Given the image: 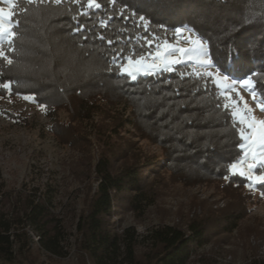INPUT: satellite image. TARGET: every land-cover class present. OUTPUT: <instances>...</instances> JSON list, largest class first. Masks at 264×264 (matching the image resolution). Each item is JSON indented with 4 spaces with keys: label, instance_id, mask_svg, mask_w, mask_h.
I'll list each match as a JSON object with an SVG mask.
<instances>
[{
    "label": "trees",
    "instance_id": "1",
    "mask_svg": "<svg viewBox=\"0 0 264 264\" xmlns=\"http://www.w3.org/2000/svg\"><path fill=\"white\" fill-rule=\"evenodd\" d=\"M97 2L101 9H87V0L80 4L16 0L15 51L8 52L13 64L0 58V95L32 96L49 114L65 109L71 122L54 125V133L86 148L94 133L101 147L109 149L92 171L97 187L87 190L84 207L73 218L78 264H191L196 249L217 233L212 229L221 225L230 233L239 227L251 193L230 198L228 212L217 222L194 218L187 230L162 224L146 234L135 227L115 226L116 205H123L117 197L127 194L128 207L144 212L155 202L154 188L161 186L162 171L185 185L219 182L226 192L244 188L249 181L227 170L243 157L237 118L229 105L223 107L226 100L213 79L197 75L186 65L133 81L119 73L111 57L117 52L134 58L154 52L156 45L175 40L176 28L188 27L207 43L209 57L221 71L242 78L255 73V91L264 103V0H171L169 6L154 9L146 17L147 27L138 19L143 13L131 17L135 11L131 6L121 18L119 9L124 5L116 4L114 11L108 0ZM85 11L88 15L80 14ZM101 20L106 26H101ZM78 25L85 30L75 31ZM4 46L7 50V43ZM9 81L10 90L2 86ZM123 103L132 109L128 119L119 109ZM127 124L141 138L161 147L160 162L135 148L134 141H111ZM256 173L264 174V169ZM151 176L154 187L149 186ZM258 189L264 198V184ZM55 201L48 187L30 190L24 186L9 193L0 168V264L33 255L32 233L39 238V250L50 259L66 257L65 245L73 234L56 211ZM52 221L55 225L48 228Z\"/></svg>",
    "mask_w": 264,
    "mask_h": 264
},
{
    "label": "rangeland",
    "instance_id": "2",
    "mask_svg": "<svg viewBox=\"0 0 264 264\" xmlns=\"http://www.w3.org/2000/svg\"><path fill=\"white\" fill-rule=\"evenodd\" d=\"M0 7L8 8L9 4L5 0H0ZM184 29L185 31L180 35L175 33V40L168 43L177 47L191 48L189 37L200 38L208 52L207 43L197 33L193 30L189 31L188 27ZM165 42L167 41L159 45ZM200 60H211L209 52L207 56L201 54L199 59L185 58L184 62L179 65H186L192 68L193 72H199L205 76L207 72L217 74L219 70L218 74L221 77L228 76L229 78L225 82L229 89L227 92L225 88L218 86L221 95L229 97L226 103L232 109L235 104V110L242 114L246 112L244 106L246 103L252 110L246 113L248 116L264 120V111L259 106L263 102L258 94L256 93V98L253 99L252 91L240 83L246 77L242 78L233 73L221 71L212 60L213 66L206 67L200 63ZM147 62L151 63V59ZM159 72L161 71L154 70L147 74L141 73L138 77ZM212 79L215 83L214 78ZM25 97L0 95V168L7 191L14 193L24 186L30 190L50 188L56 196V211L61 213V217L67 223V229L72 232L73 236H69L65 245L66 257L50 259L44 251L39 250L37 244L39 238L36 233H32L35 242L33 255L19 257L14 264H78L73 218L82 211L88 194L87 190L90 187H97L96 175L92 171L103 151L107 154L109 149L101 147L94 133L89 136L91 146L87 148L81 144L73 146L52 130L56 124L66 126L71 122L69 112L61 109L49 114L45 106L42 107L34 99L29 100ZM119 109L124 113L125 119L130 118L132 112L130 107L123 103L119 105ZM236 118L238 120V117ZM98 120L100 121L96 118V121ZM91 130L89 129L90 132ZM122 138L134 141L137 144L135 148H140L146 156L152 158L151 160L160 162L163 159L161 147L141 138L130 124H127L124 131L116 138L112 137L111 141L122 144ZM162 172V177L158 178L161 186L156 184L158 189L154 188L155 202L146 207L144 212L135 213L128 207L125 203L128 199L127 194L122 193L117 197L123 205L118 203L116 205L119 214L114 218L116 227L120 229L135 227L140 234H146L147 230L162 224L175 225L187 230L189 221L194 218H209L211 223L217 222L221 215L228 212L229 204H231L230 198L240 199L241 196L244 197L247 193H251L253 198L248 199V211L240 221L239 227L230 233L227 229L224 231L221 225L212 229L218 230L217 233L210 238L209 243L196 249L191 264L264 262V198L261 197L258 189L260 183L253 184L249 181L244 188L226 192L221 189L223 184L219 182L185 185L171 180L169 172ZM148 179L149 186L152 187L155 179L153 176ZM143 180L145 181V178ZM144 181H142L143 184H145ZM9 202L5 201V203ZM54 225L55 222L52 221L48 228Z\"/></svg>",
    "mask_w": 264,
    "mask_h": 264
},
{
    "label": "snow or ice",
    "instance_id": "3",
    "mask_svg": "<svg viewBox=\"0 0 264 264\" xmlns=\"http://www.w3.org/2000/svg\"><path fill=\"white\" fill-rule=\"evenodd\" d=\"M9 4L8 8L0 7V58L7 62L8 65L13 64V60L9 57L8 52H14V43L17 36L16 28L19 21L14 20L16 15L15 9L17 7L16 0H5ZM29 4H33L36 0H27ZM43 3V0H40ZM81 0H73V3L80 4ZM171 0H108L109 4L113 5V10L115 11L116 4H122L124 7L119 9L121 18L129 13V6L135 9L131 12V17H136L137 13L140 14L138 19L142 26H148L149 14L154 9H159L161 7L169 6ZM56 4H60L61 0H55ZM101 3L97 0H87V9H101ZM82 15H88L85 11L80 13ZM102 27L106 26L103 20L100 21ZM84 26L78 25L75 29L77 32H83ZM192 29H189L191 31ZM185 31L184 27L176 28L175 33L177 35L182 34ZM83 39L87 40L88 37L85 36ZM101 40H104V36H100ZM5 42H7V50L5 49ZM189 42L192 45L191 48L177 47L174 44L165 42L163 45H156V50L154 52H148L146 55H139L138 58H134L133 55H127L120 52L113 54L111 61L114 67H116L121 75H126L127 78L135 81L138 75L141 73L147 74L150 71L160 70L165 72H171L173 67L184 62V59H199L200 55H208L206 46L200 38L189 37ZM231 42H235V38ZM109 44L112 41H108ZM149 46H151L149 42ZM239 47V46H238ZM178 54V55H177ZM240 53H234L233 56L239 55ZM151 59V63L147 61ZM200 63L206 67H212L211 60H200ZM227 71V69H225ZM213 72H207L206 75L210 78H214L215 84L222 88H225L227 92L229 89L226 87L225 82L229 79L228 76L221 77L219 74ZM197 75H201L199 72ZM249 75L244 78L240 83L252 91L253 99L256 98L255 83L253 76ZM5 89H11V82L4 83L2 85ZM264 95V93H262ZM25 99H34L32 96H26ZM224 99L227 101L229 97L225 95ZM246 112L242 114L236 111V105L233 104V111L231 113L233 118L238 117L237 124L239 125V136L242 141L239 144L240 149L243 151V157L237 159L235 162L230 163L228 166V171L232 175H239L245 177L251 183L264 184V174H255L257 169H264V120H257L254 117L248 116L246 113L252 110L248 108L245 103ZM260 108L264 111V103H261ZM43 107V105H42ZM224 108H228V104L223 105ZM227 178V177H225Z\"/></svg>",
    "mask_w": 264,
    "mask_h": 264
}]
</instances>
